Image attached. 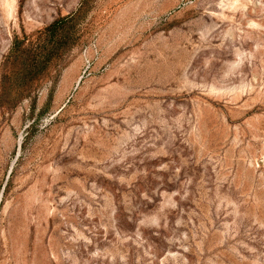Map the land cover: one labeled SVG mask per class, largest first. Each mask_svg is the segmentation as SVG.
<instances>
[{
	"label": "rangeland",
	"instance_id": "rangeland-1",
	"mask_svg": "<svg viewBox=\"0 0 264 264\" xmlns=\"http://www.w3.org/2000/svg\"><path fill=\"white\" fill-rule=\"evenodd\" d=\"M0 264H264V0H0Z\"/></svg>",
	"mask_w": 264,
	"mask_h": 264
},
{
	"label": "trees",
	"instance_id": "trees-1",
	"mask_svg": "<svg viewBox=\"0 0 264 264\" xmlns=\"http://www.w3.org/2000/svg\"><path fill=\"white\" fill-rule=\"evenodd\" d=\"M70 20V17H65V18H63V19H61V20H59V21H57V22H55L51 27H50V29H52V30H56L57 28H58V26L62 23H65V22H67V21H69Z\"/></svg>",
	"mask_w": 264,
	"mask_h": 264
}]
</instances>
